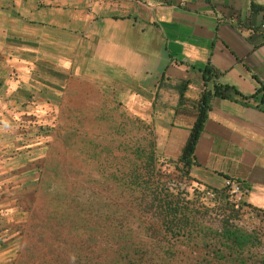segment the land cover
Returning a JSON list of instances; mask_svg holds the SVG:
<instances>
[{
  "label": "crops",
  "instance_id": "0c3cea01",
  "mask_svg": "<svg viewBox=\"0 0 264 264\" xmlns=\"http://www.w3.org/2000/svg\"><path fill=\"white\" fill-rule=\"evenodd\" d=\"M262 24L264 0H0V129L34 111L29 96L50 100L58 80L59 93L106 91L152 130L159 155L201 187L239 181L248 189L242 211L264 220ZM204 93L206 117L184 166ZM3 162L0 264H19L28 186L10 184Z\"/></svg>",
  "mask_w": 264,
  "mask_h": 264
},
{
  "label": "rangeland",
  "instance_id": "374dc122",
  "mask_svg": "<svg viewBox=\"0 0 264 264\" xmlns=\"http://www.w3.org/2000/svg\"><path fill=\"white\" fill-rule=\"evenodd\" d=\"M55 83L50 100L29 96L25 103L34 111L15 114L11 125L0 129L3 175L10 184L28 186L21 187L19 194L18 227L23 235L19 264L45 263L52 251L62 257L60 264H68L65 261L79 253L80 247L94 261L105 245V254L112 250L120 256L119 235L113 228L126 230L125 240L143 241L127 253L131 258L145 255V264H216L209 253L212 236L233 204L224 188L214 198H206L205 187L196 184L183 166L179 170L158 154L155 144L151 147L154 134L146 123L125 112L106 91L99 90L98 97L88 89L69 93L64 88L61 93L67 95L61 96L59 87L66 82ZM38 86L37 94L38 90L43 94V84ZM150 149H154L152 155ZM133 162L137 174L144 176L138 183L128 179ZM149 162L155 178L147 175ZM163 187L186 195L189 208L193 207L187 212L189 221L212 230L205 244L191 243L201 238L193 232L189 242L181 237L170 239L175 244L166 252L162 245L169 236L163 230L158 235L147 230L151 223L160 224L153 197L156 188ZM242 207L230 220L243 230L256 231L261 244L254 250L264 253V220ZM99 240L104 245L95 243ZM59 248L62 251L56 253ZM50 263L59 264L51 259Z\"/></svg>",
  "mask_w": 264,
  "mask_h": 264
},
{
  "label": "trees",
  "instance_id": "16d2710c",
  "mask_svg": "<svg viewBox=\"0 0 264 264\" xmlns=\"http://www.w3.org/2000/svg\"><path fill=\"white\" fill-rule=\"evenodd\" d=\"M262 89V87H261ZM264 89V88H263ZM225 89H222L221 87L214 86V92L213 95H224ZM207 102L205 93L200 98V105L201 110L199 113H197V119L193 125V127L190 130L189 137L187 138L185 145L182 148L181 155L179 157L180 161L183 162L184 166H189L193 152L194 147L197 141V138L199 136V133L202 129L203 121L206 117V109L205 104ZM154 142L151 143V147H153ZM154 149L149 150V154L152 155V152ZM150 158V157H149ZM151 159V158H150ZM134 167H131L128 176H132V178H128L129 180H135L137 183L141 181L142 178H144L143 175L137 174L135 169L136 162L132 163ZM152 166V162L148 163V167ZM155 178L154 170L152 167L150 170L148 169V174ZM182 192H178L177 194H174L173 192H170L169 190H166L163 188H156V191L154 192L153 199L156 200V215L158 218H160V224L158 222L151 223L147 228L152 231V235H158L159 231L163 230L166 236H169L168 240L165 241V244L162 245V247H165L166 252H169V250L173 249V246L175 243L170 244V239L173 238H183V241L189 242L192 241V235L193 232H196L195 236H199L201 238L194 239L191 243L194 245L197 244H205L206 238L212 233V230L210 231V228H207L205 226L192 224L189 221V218L187 216L188 210L193 209V207L189 208L188 206V200H186L185 196L181 195ZM218 194V191H217ZM221 195V194H220ZM225 197V196H224ZM230 209L229 214H227L217 225L216 229H214V234L212 237L213 243L211 246H213L212 250H209V253H211L213 259L217 261L216 264H264V253H261L259 251H255L254 248L256 246H259L261 244V240L257 234L256 231H246L234 224L230 219V216H233L234 214L238 213V209L234 207V205L228 206ZM142 225V224H141ZM101 228H104L103 225H100ZM127 228V227H126ZM144 230V228H143ZM113 231L116 233V235L119 237L117 238V250L120 252V256L115 254H112V250L108 251L106 254L103 252L105 249V246L100 247V253L94 258V261H92V258L88 257L86 253L83 251V247H80V252L75 254L74 256H71L69 261H65V263L68 264H145L147 260L144 258L145 255L140 256H132L129 255L127 252H129L131 247H135L137 245V242H142V240L138 239L139 241H128L125 240V236L127 233L126 230H116L113 228ZM209 231V232H208ZM175 242V241H174ZM96 244L103 243V240H99L95 242ZM210 246V244L208 245ZM112 247V245H111ZM62 251V248L56 249V253H59ZM124 254H123V253ZM50 253V252H49ZM54 251L50 253V258L46 260L44 264H51L50 259L53 262L62 263V257H60V254H53ZM123 254V255H122ZM205 255V253L203 254ZM207 255V254H206ZM31 259L35 258L34 256L30 255ZM204 261L206 260V257H201ZM42 263V264H43Z\"/></svg>",
  "mask_w": 264,
  "mask_h": 264
},
{
  "label": "built area",
  "instance_id": "2783aa9c",
  "mask_svg": "<svg viewBox=\"0 0 264 264\" xmlns=\"http://www.w3.org/2000/svg\"><path fill=\"white\" fill-rule=\"evenodd\" d=\"M262 27L264 28V24H262ZM223 188L227 199L238 209L242 205L248 189L239 181L232 179L226 180ZM204 196L206 198H214L217 196V191L212 188H205Z\"/></svg>",
  "mask_w": 264,
  "mask_h": 264
}]
</instances>
